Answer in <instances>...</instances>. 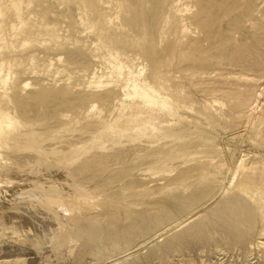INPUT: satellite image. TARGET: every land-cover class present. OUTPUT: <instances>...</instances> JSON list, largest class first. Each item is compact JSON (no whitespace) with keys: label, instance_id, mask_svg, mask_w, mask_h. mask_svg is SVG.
Listing matches in <instances>:
<instances>
[{"label":"rangeland","instance_id":"rangeland-1","mask_svg":"<svg viewBox=\"0 0 264 264\" xmlns=\"http://www.w3.org/2000/svg\"><path fill=\"white\" fill-rule=\"evenodd\" d=\"M13 1L0 264H264V208L234 188L264 185V0H211L206 30L199 0ZM229 206L246 220L203 235Z\"/></svg>","mask_w":264,"mask_h":264},{"label":"bare ground","instance_id":"bare-ground-1","mask_svg":"<svg viewBox=\"0 0 264 264\" xmlns=\"http://www.w3.org/2000/svg\"><path fill=\"white\" fill-rule=\"evenodd\" d=\"M3 1V0H2ZM2 1H0V3L2 2ZM12 2H14L13 0H12ZM17 2H19V1H17ZM17 2H14V7H15V10L14 11H17V12H19L18 14H20L21 15V12L20 11H18L19 10V4H21V1L19 2V3H17ZM27 5V4H26ZM210 6H211V0H199V1H197V3H196V7H197V14H196V17H197V20H198V22H199V24L201 25V27H202V29H204V30H206L207 29V24H208V22H206L205 21V16L207 15V12H208V10H209V8H210ZM13 9V8H12ZM0 12H2L1 10H0ZM3 14V13H2ZM5 14V13H4ZM138 19H134V20H139V17H138V15L136 14L135 15ZM0 17H1V15H0ZM5 17V16H4ZM18 17V16H17ZM19 19H21V18H19ZM142 19V18H141ZM262 19V18H261ZM256 23V22H255ZM77 25V24H76ZM21 26V25H20ZM25 26V25H24ZM1 30V29H0ZM1 32V31H0ZM5 43V42H4ZM97 69V68H96ZM1 70H2V68H1ZM8 70V69H7ZM4 71V70H3ZM28 82V81H27ZM245 102V101H244ZM247 106V105H246ZM256 107V106H255ZM260 109V108H259ZM14 116V115H13ZM1 120V119H0ZM3 124L2 125H4V127L3 128H0V142H1V144H4L6 141H12V140H15V138H16V136L13 134V131L10 129V127H11V125L13 124V123H11V119L10 118H4V119H2V121H1ZM6 125V126H5ZM18 138V137H17ZM16 138V139H17ZM20 138V137H19ZM19 138H18V140H19ZM21 141H22V139H20ZM10 141V142H11ZM16 141V140H15ZM20 141V142H21ZM10 142H9V144H10ZM20 142H18V143H20ZM23 142V141H22ZM12 143H14L15 144V142H12ZM25 143V142H24ZM17 144V143H16ZM15 144V145H16ZM31 144V143H30ZM5 145H6V143H5ZM10 145H13V144H10ZM17 146H19V145H17ZM15 147L16 146H14V148L13 149H15ZM12 148V147H11ZM27 148V147H26ZM235 189H237L238 191H239V193L240 194H242V195H246V196H248L249 197V199H252L251 201H253V204H254V206H256L257 208H258V210L259 211H261L263 208H264V185H252L251 184V182H247V183H243L242 185H235V187H234ZM189 193V192H188ZM218 194V193H217ZM204 200V199H203ZM215 200H216V196H213L212 195V197L210 198H208V200H204L200 205H198L195 209L194 208H192L191 206H190V211L185 215L186 217L187 216H190V215H192V213H194L195 211H197L198 209L199 210H205L211 203H214L215 202ZM176 202V201H175ZM232 202V201H231ZM3 204V203H2ZM4 206V205H3ZM6 207V206H5ZM241 207H234V206H229L228 207V209H227V212H224V216L225 217H223L222 218V216L221 217H219V216H217L218 218H219V220H220V224L219 223H216V221H219V220H217V218H216V221H212V219H210L209 221H212V225H208V226H204L203 227V224H202V226H200L199 227V230H200V232L204 235L205 233H207L208 234V232H210V231H220V230H222V231H220V232H223V231H230L226 226H227V224H226V226L224 225V224H222V222L224 223H228V226L231 224V223H234V224H236V223H240V222H243V221H245L246 219H245V216H243L246 212L244 211V214L241 212ZM6 210L7 211H9V208H8V206H7V208H6ZM16 210V209H15ZM188 210V209H187ZM223 210V209H222ZM243 210V209H242ZM253 210H255L254 208H253ZM2 211V210H1ZM219 211V210H218ZM218 211H216V212H218ZM253 213V212H252ZM7 214H10V213H0V224H2V222L3 223H5L4 221H5V217L7 218ZM215 214H217V213H215ZM220 214V213H219ZM243 214V215H242ZM17 215V214H16ZM218 215V214H217ZM11 216V215H10ZM18 216V215H17ZM215 216V215H214ZM216 217V216H215ZM247 217V216H246ZM21 218V217H20ZM180 218V217H179ZM238 218V219H237ZM13 219V218H12ZM215 219V218H214ZM248 219V218H247ZM7 220V219H6ZM208 220V219H207ZM243 220V221H242ZM12 221V220H11ZM13 221H15V220H13ZM208 221V222H209ZM263 221V220H262ZM7 223V222H6ZM10 223V221L8 222V224ZM17 223V222H16ZM201 223H202V221H201ZM204 223H205V221H204ZM264 223V222H263ZM14 224V223H13ZM197 224V223H196ZM206 224V223H205ZM243 224V223H242ZM244 224H245V222H244ZM243 224V225H244ZM246 224H248V223H246ZM11 225V224H10ZM21 225H22V223H21ZM195 225V224H194ZM231 225H233V224H231ZM249 225V224H248ZM12 226V225H11ZM27 226V225H26ZM192 226V225H191ZM196 226V225H195ZM237 226V225H236ZM250 226V225H249ZM1 227V226H0ZM5 227V226H4ZM241 227V226H240ZM240 227H239V225H238V228H239V230H240ZM192 228V227H191ZM236 228V227H235ZM242 228V227H241ZM190 229V228H189ZM189 229H188V232H189ZM193 229V228H192ZM194 229H197V228H194ZM252 229V228H251ZM263 229V228H262ZM198 230V231H199ZM238 230V231H239ZM250 230V229H249ZM192 231V230H191ZM243 231H245V230H243ZM251 231V230H250ZM232 232H234V231H232ZM236 232V231H235ZM234 232V233H235ZM192 232H190V234H191ZM195 234H196V232H194ZM211 234L213 233V232H210ZM227 233V232H226ZM234 233H232V234H234ZM239 233V232H238ZM241 233H242V231H241ZM259 233H260V231H259ZM189 234V233H188ZM263 234V233H262ZM199 235H201L200 233H199ZM199 235H197V236H199ZM225 235V234H224ZM237 235V234H236ZM240 235V234H239ZM260 235V234H259ZM264 235V234H263ZM193 236V235H192ZM197 236H194L195 238L197 237ZM222 236V235H221ZM234 236V235H233ZM244 236V235H243ZM242 236V237H243ZM189 237H190V235H189ZM193 237V238H194ZM235 237V236H234ZM192 238V237H191ZM192 238V239H193ZM199 238V237H198ZM197 238V239H198ZM232 238V237H231ZM262 238H263V236H262ZM197 239H195V240H197ZM200 239V238H199ZM198 239V240H199ZM243 239H245L244 237H243ZM264 239V238H263ZM195 240H193V241H191V245H190V248H191V251H193L194 252V250L196 249V251L197 250H199V249H204L205 248V244L206 243H204L201 239V241L200 242H196ZM234 240V239H233ZM238 240V239H237ZM245 241H247L248 242V240L246 239ZM244 241V242H245ZM227 242V241H226ZM237 242V241H236ZM189 248V249H190ZM135 250V249H134ZM179 260V259H178ZM184 262V264H187V260L186 261H183ZM177 263H182V261H178ZM176 263V264H177Z\"/></svg>","mask_w":264,"mask_h":264}]
</instances>
